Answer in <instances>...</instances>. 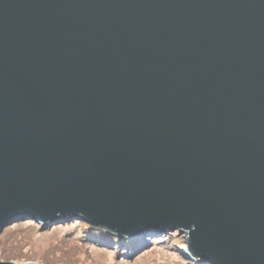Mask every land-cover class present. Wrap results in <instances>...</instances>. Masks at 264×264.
<instances>
[{
    "label": "water",
    "instance_id": "obj_1",
    "mask_svg": "<svg viewBox=\"0 0 264 264\" xmlns=\"http://www.w3.org/2000/svg\"><path fill=\"white\" fill-rule=\"evenodd\" d=\"M60 216L264 264V0H0V233Z\"/></svg>",
    "mask_w": 264,
    "mask_h": 264
},
{
    "label": "rangeland",
    "instance_id": "obj_2",
    "mask_svg": "<svg viewBox=\"0 0 264 264\" xmlns=\"http://www.w3.org/2000/svg\"><path fill=\"white\" fill-rule=\"evenodd\" d=\"M76 218L44 224L27 217L7 225L0 233L1 258L44 264H203L186 254V234L179 230L161 228L129 239L90 225L112 235V242H84L78 231L87 222ZM140 243L146 247L139 248Z\"/></svg>",
    "mask_w": 264,
    "mask_h": 264
},
{
    "label": "trees",
    "instance_id": "obj_3",
    "mask_svg": "<svg viewBox=\"0 0 264 264\" xmlns=\"http://www.w3.org/2000/svg\"><path fill=\"white\" fill-rule=\"evenodd\" d=\"M70 220H72L71 217L60 216L59 218H56V220H53L52 222L62 221V222L65 223V222L70 221ZM78 233H79L78 238L81 239L84 242H105V241L106 242H108V241L112 242V237H111L112 235H109V234L105 235L107 232H105V231H103L101 229L100 230L93 229V227H91L88 223H86V225L84 224V228L81 231H78ZM107 236L110 239H108ZM140 237H137V238H140ZM103 238H104V240H103ZM140 245H141V247H139V248H141V249L146 247V246L142 245V243H140ZM160 245L161 244L158 243L157 241L153 242V246H159L160 247ZM168 250H170V249H168Z\"/></svg>",
    "mask_w": 264,
    "mask_h": 264
}]
</instances>
